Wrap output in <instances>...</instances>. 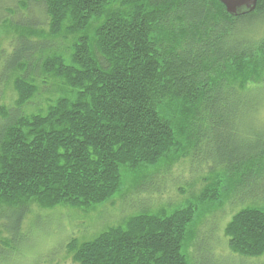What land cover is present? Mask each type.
<instances>
[{"label":"trees","instance_id":"1","mask_svg":"<svg viewBox=\"0 0 264 264\" xmlns=\"http://www.w3.org/2000/svg\"><path fill=\"white\" fill-rule=\"evenodd\" d=\"M15 15L25 32L0 70V87L12 79L17 95L0 111V260L31 250L23 229L30 204L88 211L118 196L123 178L137 197L159 200L162 166L185 157L198 161L202 182L191 201L221 220L229 208V251L262 256L264 0L238 17L218 0H0L4 22ZM42 27L48 38L27 36ZM249 61L256 65L243 70ZM45 89L54 95L28 113ZM224 186L218 204L213 191ZM151 207L42 261L58 264L64 251L73 264H189L182 248L196 207L150 215ZM204 236L197 250L215 264L206 243L216 235Z\"/></svg>","mask_w":264,"mask_h":264},{"label":"rangeland","instance_id":"2","mask_svg":"<svg viewBox=\"0 0 264 264\" xmlns=\"http://www.w3.org/2000/svg\"><path fill=\"white\" fill-rule=\"evenodd\" d=\"M41 20L43 21L42 18ZM18 21H20L19 16H16V19L11 16L5 22L0 16V70L3 60L10 54L16 38L18 35L25 32L20 30V27H15L13 25ZM31 31L32 32H28L27 36L34 40L48 38L49 29L47 27ZM57 42L59 48L63 50L69 46L71 38L68 39L66 43ZM254 65H256L255 61H249L244 63L241 68L247 70L254 67ZM48 92L49 90L45 89V92L43 91L36 96V98L32 100V103L27 106V112L33 114L44 108L47 101L54 95L53 93L50 94L51 96L44 94ZM16 99L17 95L13 80L11 79L6 85L0 87V111L14 107L13 104ZM260 120L264 121V114H262ZM258 132L264 135V130ZM178 151H180L179 147L172 149L171 156H173V154L176 156ZM191 158L185 157L177 163L172 164L171 169L169 168L170 170L167 171L164 169L165 166H162L159 171V176H161L162 181L159 182V189L156 188V191L159 196L163 191H165L166 194L159 200L156 196H149V194H142L140 197H137L135 191L133 192L134 188L131 185L132 182L123 178L122 190L118 196L88 211L74 209L69 206H58L52 210H46L42 209L36 203L30 204V210L25 217L23 229L28 236L25 246L28 249L31 248V250L24 256L26 259L16 261H7L8 259L0 260V264H46L51 261V264H53V259L44 262L42 259L48 255H54L58 248H60L63 243H68L70 239H74L79 244L89 242L109 228H116L125 218L137 214L142 207L148 208L152 206L146 213L156 215L159 213L170 214L180 206V208H185L187 204L196 207V209H191L194 214L188 220L182 248V253L189 264H195V262L199 264H209L208 260L197 250L201 242L199 240H202V238L205 237L204 234L208 231L216 235L215 239L211 241L206 240L210 256L215 264H219L217 262H226L227 264H264V253L257 258L239 260L237 256L229 251L227 245L228 239L223 233V229L231 218L228 213V207L224 205L223 208L225 210L222 215L227 218L221 220L220 216H217V212H210L208 209H205L203 205H199L196 201H191L193 194H196L202 187L200 179H198V177L194 178V172L196 171L198 161H194V159ZM165 164H167L166 161L163 165ZM201 175L206 177L207 172L203 171ZM213 194L217 196L218 204H221L219 203V199H221L220 196L223 197L222 200H224V197L228 194V189L224 186L220 188L219 191L218 189L213 191ZM187 200L190 201L187 202ZM216 216L218 221L216 222L215 220L214 223V217ZM204 220H206V222H204ZM202 222L203 225H201ZM4 238L6 239V235L0 228V240ZM211 238H214V236ZM62 253L64 255L60 257V260H57V263L73 264L71 257L66 258V253L64 251ZM57 257H59V255H57ZM4 261L7 262L3 263Z\"/></svg>","mask_w":264,"mask_h":264},{"label":"water","instance_id":"3","mask_svg":"<svg viewBox=\"0 0 264 264\" xmlns=\"http://www.w3.org/2000/svg\"><path fill=\"white\" fill-rule=\"evenodd\" d=\"M225 12L232 16H243L254 11L256 0H218Z\"/></svg>","mask_w":264,"mask_h":264},{"label":"bare ground","instance_id":"4","mask_svg":"<svg viewBox=\"0 0 264 264\" xmlns=\"http://www.w3.org/2000/svg\"><path fill=\"white\" fill-rule=\"evenodd\" d=\"M35 29V28H34ZM33 73V72H32ZM8 74V73H7ZM9 77V76H8ZM5 79V78H4ZM8 80V79H7ZM29 103V102H28ZM14 106V105H13ZM34 106V105H33ZM32 108H36V107H32ZM4 111V110H3ZM9 113V112H8ZM42 113V112H41ZM191 158V157H190ZM192 159V158H191ZM191 162V161H190ZM260 201V200H259ZM262 201V200H261ZM260 201V202H261ZM215 213V212H214ZM200 241V240H199ZM72 245V244H71ZM3 247V246H2ZM1 257V256H0ZM2 259V258H1ZM196 263V262H195Z\"/></svg>","mask_w":264,"mask_h":264}]
</instances>
